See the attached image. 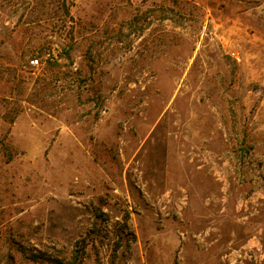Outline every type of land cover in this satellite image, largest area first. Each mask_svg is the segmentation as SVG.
Masks as SVG:
<instances>
[{
	"label": "rangeland",
	"instance_id": "1",
	"mask_svg": "<svg viewBox=\"0 0 264 264\" xmlns=\"http://www.w3.org/2000/svg\"><path fill=\"white\" fill-rule=\"evenodd\" d=\"M75 250L264 264V0H0V264Z\"/></svg>",
	"mask_w": 264,
	"mask_h": 264
},
{
	"label": "trees",
	"instance_id": "2",
	"mask_svg": "<svg viewBox=\"0 0 264 264\" xmlns=\"http://www.w3.org/2000/svg\"><path fill=\"white\" fill-rule=\"evenodd\" d=\"M32 255L31 256H35V257H38L39 255L36 254V253H31ZM79 259V254L77 252V250H75V253H73V257H72V260L70 261H62L61 259H54L58 264H75L76 261Z\"/></svg>",
	"mask_w": 264,
	"mask_h": 264
},
{
	"label": "built area",
	"instance_id": "3",
	"mask_svg": "<svg viewBox=\"0 0 264 264\" xmlns=\"http://www.w3.org/2000/svg\"><path fill=\"white\" fill-rule=\"evenodd\" d=\"M29 62H30L31 65L35 66V65H37L39 63V58L32 57Z\"/></svg>",
	"mask_w": 264,
	"mask_h": 264
}]
</instances>
